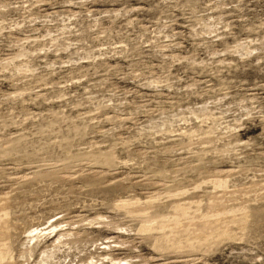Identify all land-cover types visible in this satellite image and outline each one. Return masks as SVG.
Here are the masks:
<instances>
[{"label":"rangeland","instance_id":"374dc122","mask_svg":"<svg viewBox=\"0 0 264 264\" xmlns=\"http://www.w3.org/2000/svg\"><path fill=\"white\" fill-rule=\"evenodd\" d=\"M0 264H264V0H0Z\"/></svg>","mask_w":264,"mask_h":264}]
</instances>
